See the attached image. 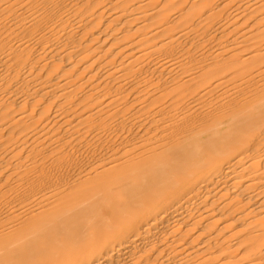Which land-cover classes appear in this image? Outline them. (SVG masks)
Listing matches in <instances>:
<instances>
[{
	"label": "bare ground",
	"instance_id": "obj_1",
	"mask_svg": "<svg viewBox=\"0 0 264 264\" xmlns=\"http://www.w3.org/2000/svg\"><path fill=\"white\" fill-rule=\"evenodd\" d=\"M0 264H264V0H0Z\"/></svg>",
	"mask_w": 264,
	"mask_h": 264
}]
</instances>
